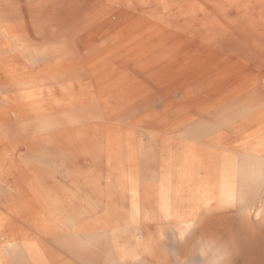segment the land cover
<instances>
[{"label":"bare ground","instance_id":"bare-ground-1","mask_svg":"<svg viewBox=\"0 0 264 264\" xmlns=\"http://www.w3.org/2000/svg\"><path fill=\"white\" fill-rule=\"evenodd\" d=\"M99 126L135 133L131 224L172 216L151 162L178 164L201 208L249 209L264 193V0H0V264H143L110 231L74 234L10 159L44 135ZM23 190L44 225L26 217Z\"/></svg>","mask_w":264,"mask_h":264},{"label":"rangeland","instance_id":"rangeland-1","mask_svg":"<svg viewBox=\"0 0 264 264\" xmlns=\"http://www.w3.org/2000/svg\"><path fill=\"white\" fill-rule=\"evenodd\" d=\"M164 128L165 126H146L138 129L156 132ZM134 134L132 130L107 126L59 130L25 143L21 157L15 155L10 159L15 167L22 168L24 184L35 182L31 175L34 173L37 182L48 190L58 209L73 221L71 231H74V234L110 231V236L117 239L116 247L119 249L131 250L137 244L144 248L147 244L160 241L159 237L166 245L172 241L176 243L170 236H173L177 229L186 228L185 224L189 222L190 228L177 245L181 251L190 252L199 246V235L208 237L211 232L215 234L217 231V235L223 236L226 230L228 234L241 235L242 229L236 226L242 225V220H255L252 214L244 215L239 206L217 208L212 205L201 208L195 189L181 186L184 183L177 168L178 164L173 169L166 168L167 164L164 162H151V170L160 171L158 182L162 180L163 183L169 179L167 184L169 183L168 186L171 185L172 189V216L166 217V213L158 208L154 220L140 219L131 224L128 210L132 199V186L129 188V185H138L141 176V165L136 156L139 147ZM160 148L158 150L162 149ZM121 151L124 157L120 156ZM22 193L26 217L33 216L37 225H44L41 220L43 211L38 206L27 203L31 202L33 197L31 192L23 190ZM259 201L264 202V193L258 191L249 196L247 205L252 210ZM258 220L264 225V215Z\"/></svg>","mask_w":264,"mask_h":264},{"label":"crops","instance_id":"crops-1","mask_svg":"<svg viewBox=\"0 0 264 264\" xmlns=\"http://www.w3.org/2000/svg\"><path fill=\"white\" fill-rule=\"evenodd\" d=\"M255 213H258V219L263 217L264 202L259 201L254 209L249 208L243 212L244 215L252 214L254 219ZM241 222L242 225L236 226L242 229L241 235L228 234V230L223 236L217 235V231L215 234L211 232L208 237L199 235L197 237L199 246L190 252L180 250L177 243L185 235L179 236L178 231H174V235L170 237L176 243L172 241L166 245L159 237L160 241L155 244L151 243L144 248H139L140 251L137 252L140 253L139 260L143 264H264V225L262 221L242 220ZM197 227L202 228V226Z\"/></svg>","mask_w":264,"mask_h":264}]
</instances>
